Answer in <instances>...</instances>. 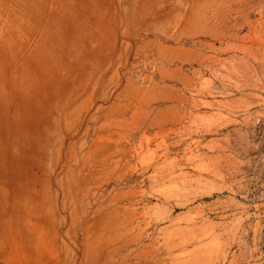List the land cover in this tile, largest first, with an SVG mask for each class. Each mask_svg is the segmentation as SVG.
Here are the masks:
<instances>
[{"label": "rangeland", "instance_id": "1", "mask_svg": "<svg viewBox=\"0 0 264 264\" xmlns=\"http://www.w3.org/2000/svg\"><path fill=\"white\" fill-rule=\"evenodd\" d=\"M0 264H264V0H0Z\"/></svg>", "mask_w": 264, "mask_h": 264}]
</instances>
